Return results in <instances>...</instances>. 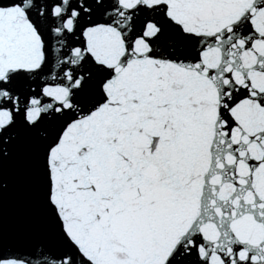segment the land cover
Segmentation results:
<instances>
[{
    "label": "snow or ice",
    "instance_id": "1",
    "mask_svg": "<svg viewBox=\"0 0 264 264\" xmlns=\"http://www.w3.org/2000/svg\"><path fill=\"white\" fill-rule=\"evenodd\" d=\"M0 264H264V0H0Z\"/></svg>",
    "mask_w": 264,
    "mask_h": 264
}]
</instances>
